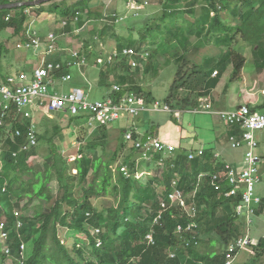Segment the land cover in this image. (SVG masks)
<instances>
[{"label": "trees", "instance_id": "obj_1", "mask_svg": "<svg viewBox=\"0 0 264 264\" xmlns=\"http://www.w3.org/2000/svg\"><path fill=\"white\" fill-rule=\"evenodd\" d=\"M65 1L67 0L51 2L46 9L42 8V5L1 10L0 30L11 29L16 38L25 41L24 34L30 20L25 11H40L56 14V17L66 24L60 28L61 32L70 34L77 40L81 36L75 35L74 31L84 29L86 19L99 21L103 19L104 13H107L102 0L95 3L93 0H79L68 6ZM20 2L26 1L0 0V5ZM158 2L160 10L151 15L145 14L144 10L137 16L126 14V10L121 15L108 12L104 17L108 15L109 25H102L100 28L92 25L89 31L86 30L88 39H79L83 44V51L87 53L89 66L93 64L98 70V84L109 90L107 96L113 100L136 91L145 95L144 99H147L149 104L155 101L151 93L143 91L136 80V72L130 70L124 57L118 56L110 66L94 65L100 54L99 47L105 43L107 37L139 40L137 45L117 41L114 50L119 53L124 48L147 51L148 57L146 61H142V64H145L143 74L152 70V74L156 75L151 62L156 61L158 57L149 60L150 54L157 56L169 43H177L184 53L188 51V61L184 53L172 56L174 65L179 68L166 99L171 102L180 101L182 108L191 101L190 98L194 97L195 92L197 97H194L192 102L194 107H198L197 100L207 98L211 94L222 77L221 67L228 64L232 66L229 83L242 79L245 57L224 46L238 42L237 36L241 41L249 43L253 51H258L261 60V57L264 59V0ZM91 5L95 8L91 9ZM198 5L200 6L197 8ZM16 12L18 15L15 16ZM8 15L9 20L6 21ZM76 15L78 20L74 23ZM121 16H125V19L119 29L129 31L131 34L128 36L117 34L119 29L115 26L121 23L115 20ZM126 21L128 22L125 23ZM111 27L113 28L110 29ZM36 32L42 39L41 46L46 47L45 37L37 31V25ZM181 33L185 35L182 39ZM192 37L197 39L194 44L190 42ZM206 40H212L217 47H221L216 65L209 72H203L196 67L200 64L194 62L190 56L192 52L198 51L200 46L206 45ZM5 51L9 52L0 45V54ZM112 51L109 52L108 49L109 53ZM59 53L67 57L64 49H60ZM59 53L48 56L47 60L57 61L55 56ZM262 65L264 67V60ZM200 67L204 68L205 64L202 62ZM186 68L190 69V73L184 71ZM110 78L120 86L119 92L112 91ZM181 90L187 94L181 95ZM67 123L69 126H83V122L78 118L70 119ZM26 125L11 122L9 131L3 129L0 132V222L4 224L1 232L7 235L4 245L0 243V264H8V261L10 264L225 263V248L240 236L242 221L236 215L235 207L240 203L241 196L238 192L235 198H226L225 193L229 191L227 182L220 184V190L212 186L211 176L223 169V165L215 164L213 155L204 154L189 161L188 154L180 152L165 162L162 181L146 178L143 183L137 173L144 159L139 155L138 159L134 157L137 151L130 147L129 153L120 160L128 146L123 141L122 131H119L122 135L120 145L109 152L112 137L110 131L114 130L112 125L98 127L93 130L94 135L88 142L80 141L79 143H84L83 148L78 151L71 164L69 157H65L58 147L59 144L63 145L64 132L69 130V127L64 131L56 123L52 129H48L43 123L35 124L37 145L25 152L21 148L25 145V133L28 131ZM16 130L21 132V137H11ZM237 133L238 129L231 130L232 135ZM42 152L41 160L34 162ZM152 155V159L162 160L160 154ZM69 165L73 166L74 172H71ZM200 174L205 176L199 180ZM173 182L175 188L185 197L186 204L194 205V219L184 215L176 205H170L168 195L174 189ZM158 187L162 188L160 192L157 191ZM102 195L114 199L115 205L100 210L96 204H92V200L99 199ZM161 202L167 206L164 211ZM32 203H35L32 206V215L26 216L25 211ZM263 211L264 201H261L256 216ZM159 213L160 220L154 226L152 221ZM192 222L196 225L192 233L176 232L178 225L187 227ZM59 228L77 235L72 238L70 248L58 239ZM149 229L153 230L154 245L151 247L145 243ZM211 233H215L223 242L221 251L214 250L213 243L203 242L202 237ZM78 235L84 236L85 241L77 240ZM80 242H83V246ZM248 248L249 255L237 264H261L264 257V236L251 243ZM171 253L174 258L170 257ZM85 255L93 259L87 260Z\"/></svg>", "mask_w": 264, "mask_h": 264}, {"label": "built area", "instance_id": "obj_2", "mask_svg": "<svg viewBox=\"0 0 264 264\" xmlns=\"http://www.w3.org/2000/svg\"><path fill=\"white\" fill-rule=\"evenodd\" d=\"M19 1L29 2L30 0ZM145 6L146 3L128 0L126 14L137 16L139 11L144 10ZM25 13L31 19L28 14L29 11H25ZM125 16H121L115 21L121 22L125 19ZM5 20L8 21L9 16ZM77 20L78 15L74 17V23ZM32 24L33 22L28 23L24 34L26 38L24 44L28 49L37 50L41 47L42 39L33 30ZM65 25V22H62L61 27ZM80 29H76L74 34L79 35ZM56 39L55 32H48L45 37L46 51L42 53L41 63L31 73L20 72L15 75H8L4 80L0 81V132L3 129L9 131L11 122L21 125L27 124L28 131L25 133V145L22 146V151L27 152L37 145L36 126L33 120L35 115L55 116L58 117L60 122L78 118L86 128L96 129L104 125H113V123L123 118L134 119L145 111H161L174 115L183 113L181 109H173L170 104L165 102L161 103L155 100L151 104H146L142 98H137L134 93H126L116 101L107 96L101 101L92 102L89 100L88 93L79 87H74L70 93L49 92L53 86L72 81L71 69L82 70L89 66L88 56L83 51L82 45L68 49L65 60L48 61V56L60 52ZM99 48L103 50L102 44ZM118 56L124 57L127 60V65L131 69H135L141 67V63L148 57V53L144 50L137 51L131 48H124L121 53L113 50L111 53H100L95 59L94 65L97 67L105 64L110 66L118 59ZM83 79L89 84L86 78L83 77ZM120 89V86L112 84V91L119 92ZM198 102L201 105L200 111L215 115L231 130L238 129L236 135L229 137L232 149H238L242 146L246 147L243 160L246 165L244 169L238 170L231 165H224L219 173L211 176V184L216 190H220L222 182H227L229 191L225 193L226 198H235L240 192L241 201L235 207V213L243 219L244 229L242 234L225 248L224 264H235L239 253L252 243L249 237V227L253 224L256 210L260 204V199L254 196V191L255 186L261 182L260 169L264 166V159L257 154L259 146L254 133L264 131V113L253 112L248 105L238 106L233 111H213L208 99H199ZM196 111L193 110L192 112ZM21 136L22 134L19 130H16L11 135V137L18 138ZM123 141L139 152V156L146 161H150L149 158H151L152 154L172 155L176 149L175 146L167 144L158 138L140 137L133 131L124 133ZM1 153L2 150L0 149ZM203 154V151L189 152L188 160L192 161ZM204 176L200 175L199 178ZM173 185L175 186L174 182ZM168 200L171 206L176 205L177 208H180L184 215L191 219L195 218V207L189 208L182 194L176 188L168 195ZM161 207L163 211L167 209L164 202H161ZM15 215L17 216V213ZM160 217L161 213H159L155 222ZM195 227L194 222L188 224L187 227L178 225L176 232L192 233ZM3 228L4 224L0 222V238L5 243L7 235L1 232ZM145 243L150 247L154 245L150 234L145 236ZM97 246H99V243ZM21 249H23V246H21ZM5 252L8 253V250H5ZM170 257L174 258V254L171 253Z\"/></svg>", "mask_w": 264, "mask_h": 264}, {"label": "rangeland", "instance_id": "obj_3", "mask_svg": "<svg viewBox=\"0 0 264 264\" xmlns=\"http://www.w3.org/2000/svg\"><path fill=\"white\" fill-rule=\"evenodd\" d=\"M143 1H146L147 3L146 10L148 9V12L150 13L149 15L157 13L160 10V4L158 0H143ZM51 4L52 3L44 4L42 8L46 9ZM29 11L30 12L28 14L31 16L29 23L33 22L32 28L34 31H36V25H37L36 19L37 20L43 19L42 15H46L47 13H42L40 11H37L34 13V12H31V10ZM14 15L15 16L18 15V12L14 13ZM130 20L131 19H129V22ZM62 22L63 21L56 20V22L53 24L55 26L54 31H55L56 38H57L56 41L61 40L63 41L62 44L66 46L67 42L68 41L71 42L73 39L75 43V45L73 46H76L77 45L76 37L74 39V37H71V35L64 36L63 33L57 30V28H60L62 26ZM127 22L128 21H126L125 23ZM235 23L236 22H234V24ZM123 24L124 23H121L118 26L116 25L115 28L118 30L120 28L119 26ZM93 25H96L97 28L101 27L100 23H97V24L95 23ZM112 28L113 27H111L110 29ZM37 31L41 33L43 32L42 29H37ZM88 31H85L84 32L85 34H82L83 32H81L82 35L79 33L80 34L79 36L81 37H79L78 39L80 38L88 39V34L86 33ZM43 34H45L43 36L46 37L47 32H44ZM117 34L121 36H128L131 33L125 29H119L117 31ZM132 34L136 35V33H132ZM61 35H63V37ZM184 36L185 35L181 33L180 39L184 38ZM236 39L238 40V42L234 41L231 45L228 44L224 46H226V48H232L236 50L238 53H240L242 56L245 57L246 63L242 70L243 78L240 81L229 83V78L232 73V66L228 64L224 67H221L223 74H222L219 84L211 92V94L209 95L210 97L208 96L207 98H200V99H208L209 103L212 105V109L222 108L224 111H233L238 105L243 104L246 98L249 99V98L256 97L258 102L264 101V68H261L260 75H258L255 72L256 67L258 66V63L262 62V60L264 59L263 57H261L262 60L260 59L261 54L258 53V51L256 52L253 51V48L249 43L241 41L239 36H237ZM117 41L122 44L132 43V44L137 45L139 43V40L136 38H133L132 40L131 39L125 40L124 38L114 39V37H107L105 39V43L102 44L103 50L99 48L100 53L106 54V53H109L111 50H114V46H115V43H117ZM196 41H197L196 38H193V37L190 38V42L192 44H194ZM205 44L206 45L204 47L203 45L200 46V47H203L202 49H198V51L192 52L190 56L192 57L194 62H197L200 65L202 62L205 64L204 68L200 67V65L196 67H199L200 70L203 72H209L212 70L213 66L216 65V61L218 60L217 59L218 55L220 54V51H221L220 49L221 47H217L216 44L212 40L207 41ZM0 45H3L9 51L8 53H6L5 51V52H1L0 54V71L5 73L7 70L12 68L13 72H10L12 73L11 75H15V69L17 68L18 63H21V62L31 63L32 62L34 65H39L43 58L42 53L46 51L45 46H44V49L42 47H40L37 50H34L32 48L28 49L27 46L24 44V40L20 41L19 38H16L14 34L12 33L11 29L0 30ZM108 49H109V52H108ZM176 53H184V52H182L181 47L177 43L176 44L169 43L168 46H166L163 49V51L159 53L157 56H155V54H152V53L150 54L149 60L156 59L158 57L156 61L151 62L152 69L154 66V70L157 72L156 75L152 74L151 69H150L151 71H149L147 74L145 73L143 74L145 64L143 65L142 63H141V67L130 69V70L136 72L137 74L136 80H138V83H140V86L143 89V91L151 93L152 97L156 101H159L161 103H164V102L168 103L173 109H183L181 107L180 101L171 102V101L166 100L170 92V87L175 79V73L176 71H178V68H179L178 66L174 65L173 60H172V56H174ZM187 53L188 51H185L184 54L186 55V60L188 61ZM146 59L144 60L146 61ZM92 65L93 64L87 67L88 72L86 69L85 70L86 74L82 72V70H78L76 68L71 69L70 73L72 74V81L70 83L53 86L50 88L49 92L51 93H70L74 89V87L77 86L79 88H82L83 90H85V92L88 93L90 101L92 102L101 101L104 98L105 94L109 92V90H107L104 87H101L98 84V80L96 81V79H98V70L94 68ZM184 71L186 73L188 72L190 73L189 68L184 69ZM91 74L94 75L93 78H91L92 76ZM83 77L86 78L87 80L89 78L90 83L88 84L87 82H85ZM109 82H111L112 84L114 83L112 78H110ZM135 92L136 91H133L132 93H134V95L137 98H140V99L142 98L144 103L149 104V102H146L147 99H144L146 97L145 95L138 94L137 92L136 93ZM180 94L186 95L187 92L184 90H181ZM193 94H194L193 96L196 98L197 97L196 92ZM250 94L253 95L254 97L252 96L250 97ZM138 118L140 119V121L142 120L148 121L150 125H154L155 128L157 127L160 130L165 129L168 126H171L174 123V120L176 119V121L179 122V125L184 129L183 131L184 137H190V141H188V139L184 140V143L182 146L183 149H181V152H186L185 151L186 149H191V144H193L194 146H197V148H203L205 150L210 149L211 146H209L208 141L212 137V133H213L212 129L214 127H219L222 129L223 124H224L219 119L217 123L213 122L212 115L211 116L195 115V114H192L191 111H186L185 113L180 114V115L169 114V113L161 112V111H151V112L145 111L134 119H138ZM46 119H49V121ZM33 120L35 124H39V123L45 124L48 129H52L55 123L59 124V126L64 131L67 127H69V130H66L64 132L65 140L63 142V145L59 144L58 147H59V150L63 152L65 157H69L70 164L73 162L74 157L77 155L78 151L83 148V144L88 142L90 138L94 135L92 134V132L95 129H88V128L85 129L84 125L83 126H74V125L69 126L66 121L60 122V120L55 116H47L45 114H40V115H35ZM190 122L193 124L192 128L187 126L188 123ZM123 123L124 121L120 120V121L113 123L112 125V129L114 130L110 131L112 137H111V144L108 147L109 152L114 151L120 145V141L122 140V139L120 140V138H122V135L119 133V129L118 130L116 129V126H119V125L122 126ZM150 130H153V129L151 128ZM261 133L262 132H255L254 135L256 137V134L259 135ZM70 134H73V136H71ZM82 140L84 143H79ZM126 149L127 150L125 151V153L123 154L120 160H122L124 156H126L129 153L130 147L127 146ZM225 153L226 155L235 157L239 155V150L233 151L228 146L225 148ZM42 155H43V152L40 153L39 157L35 158L34 162H39L41 160L40 157ZM137 155H140L139 152H137V154H135L134 157L137 158ZM160 155L162 157V160L160 161H156L155 159H152L153 158L152 157L153 155H152L151 158H149L150 161L144 160V163L141 164L142 166L138 170V173H137V175L140 176L141 182L145 183L146 178L154 179V181H158V180L162 181V174L164 172V169L162 168V166H163V162L167 154L160 153ZM1 156L2 155H0V157ZM1 166H2V160L0 158V168ZM69 166L71 168V172H74L73 166L72 165H69ZM261 173L263 175V180L255 186V191H254L255 197L256 196L264 197V170H262ZM161 190L162 188L158 187L157 191L160 192ZM34 204L35 203H32L31 205L27 207V211H25L26 216L32 215V206ZM92 204L94 205L96 204V206L100 210H102L104 208H108V207L115 205V201L114 199L110 197H106L105 195H102L99 199L92 200ZM188 207L192 208L194 207V205L190 203ZM217 214L219 215L220 212H217ZM158 215L152 221V224L154 226L157 225L160 220L158 219L157 222H155ZM239 231H240L239 233L243 231L242 227H240ZM148 234L152 236L153 230L149 229L147 235ZM74 236H77V235L73 232L67 231L66 229L59 228L58 230V239L64 242L68 248H70V245L72 243L71 240ZM263 236H264V211L261 212L260 215L255 217V219L253 220V224L249 227V237L252 240V243L258 241V239H260ZM77 240L85 241V237L82 235H78ZM202 240L205 243L214 242L215 243L213 244L214 250L221 251L223 248V244H222L223 242L219 239V237L215 233L206 234L205 236L202 237ZM0 243L2 245L4 244V241L1 238H0ZM79 244L83 246V242H80ZM207 248L210 249V246H208ZM200 250L203 251V249H200ZM249 253H250L249 248L242 250L237 256L235 262L238 261V259L241 262L242 260L246 258V256ZM85 256L87 260L93 259L92 257L88 255H85ZM7 263L10 264V261H8ZM261 264H264V257L262 258Z\"/></svg>", "mask_w": 264, "mask_h": 264}, {"label": "crops", "instance_id": "obj_4", "mask_svg": "<svg viewBox=\"0 0 264 264\" xmlns=\"http://www.w3.org/2000/svg\"><path fill=\"white\" fill-rule=\"evenodd\" d=\"M77 1H79V0H67L64 3L68 6V5H71V4H73V3L77 2ZM90 1L92 2V0H90ZM96 1H98V0H93V3H95ZM102 1H103L104 5H105L104 9H105V11L107 13L108 12L109 13L113 12V13L119 14V15L124 13V11L126 10L127 2H128V0H102ZM137 2L138 3H141V2L146 3V1H143V0H141V1L138 0ZM199 6L200 5H198L196 7L198 8ZM146 7H147V3H146V6L144 8V11L146 10ZM94 8H95V6L91 5V9H94ZM197 11H199V9ZM139 12L141 13L142 11H139ZM107 13H104L103 19H101L99 21L93 20V19H86L85 28L84 29H80V34H81V32L84 33L86 30H88L94 23H100L101 26L102 25L104 26V24L109 25L108 20H107L108 15H107V17H104ZM50 14L42 15L43 19H40V20L36 19V21H37V29H42L43 30L41 35H45V34H43L44 32L54 31L55 30V26L53 24L56 22V20L57 21L60 20V19H58V17H56V14H54V13L51 14V15ZM145 14H147V15L150 14L148 12V9L145 11ZM81 15L84 16V14H81ZM197 15H199V13ZM91 23H93V24H91ZM60 28H57V30L59 32H61ZM75 28H78V27H75ZM61 33H63L64 36L65 35L70 36V34H67L65 32H61ZM61 36L63 37V35H61ZM76 41H77V45L76 46H80V45L83 46V44L81 43V41L79 39H77ZM68 42H67V44L65 46L64 44H62L63 41L58 40V44L57 45H58L59 49H61V50L64 49L66 51V53H67L68 49H72V48L76 47V46H73V45H75L73 39H72L71 42H69V43ZM41 47L44 49V46H41ZM203 47H200V49H202ZM82 48H84V47H82ZM65 57H66L65 55L63 57V54L59 53V55L55 56V60H57V59L59 61L61 59L65 60L66 59ZM36 66L37 65H34L32 62L31 63H28V62L18 63L17 68L15 69V74L20 73V72L31 73L32 70H33L32 68H35ZM261 68H264V67L262 65V62H259L258 66L256 67V71H255L258 75L261 74ZM86 69H87V72H88V68H83L82 72L85 73ZM12 70L13 69L11 68V69L7 70L5 73L0 71V81L3 80V77L5 78L6 76L11 75L12 73H10V72H13ZM91 75H92L91 78H93L94 75L93 74H91ZM242 78H243V76H242ZM97 80H99V79H96V81ZM87 81L90 83L89 78H88ZM109 83L112 84L111 82H109ZM107 95L108 94L106 93L105 96H107ZM251 96L254 97L253 95L250 94V97ZM254 98L256 99V97H254ZM254 98H249V99L246 98L244 100V103L241 104V105H248L249 108L253 112H259L260 111V113L261 112L264 113V101L258 102L257 99L255 100ZM194 99H195L194 97L190 98L191 101L188 102L186 104V106L183 108V113H185L186 111H191L192 112L193 110H197L194 113L192 112V114H195V115H208V116L212 115L210 113L200 111L201 105H200L199 102H198V107H194L193 103H192V102H194ZM241 105H238V106H241ZM212 110L213 111H224L222 108H216V109H212ZM212 117H213V122L217 123L218 118L215 115H212ZM120 120L124 121V123H123L122 126L121 125L116 126V129L117 130L119 129V131H122V134L126 133L127 131H133L135 134H137L140 137L144 136V137L158 138L159 140H161V141H163V142H165L167 144L173 145V146H175V148H177V150L175 149L176 151H174L175 154L173 153L172 155H167L166 156V158L164 159V162H163V166H165V162L166 161L167 162L170 161V159H172L175 155H177V154H179L181 152V149H183L182 146H183L184 140L188 139V141H190V137H184V134H183L184 129L179 125L178 121H176V123H173L171 126H168L167 128L160 130L157 127L155 128L154 125H150L148 123V121H145V120L144 121L143 120L140 121L139 118L138 119L123 118V119H120ZM120 120H118V121H120ZM187 126L192 128L193 124L190 122V123H188ZM151 128L153 130H150ZM212 131H213L212 137L208 141L209 146H211L210 149L205 150L203 148H197V146H194L193 144H191V149H186L185 150L187 152V154L189 152H194V151L195 152L203 151L204 154L213 155V159L215 161V164H221L223 166L224 165H231V166H233L234 168H236L238 170L244 169L246 165L244 164L243 160H244V156H245V153H246V147L242 146V147H240L238 149H232L230 147L229 137L232 135L231 134V129L227 128L223 124V128L222 129L219 128V127H214L212 129ZM263 132L264 131H262V133L259 134V135L256 134V140H257L258 146H259L258 150H257V154L261 158L264 159V133ZM228 146L233 151L234 150L235 151L239 150V155H237L235 157H231L230 155H226L225 148L228 147ZM0 155H2V153ZM198 158H200V157H198ZM163 166H162V168L165 169V167H163ZM260 170H261L260 172H262V170H264V166ZM200 175H205V174H200ZM260 175H261V181H262L263 180V175H262V173ZM202 178L203 177L199 178V180L202 179ZM183 198H185V197H183ZM257 198L260 199V202L264 201V197H257ZM241 221H242V225H240V227H242V229H244V222H243L242 218H241ZM241 234H242V232L240 233V235ZM213 244H215V243L213 242ZM246 248H248V247H246ZM239 262L240 261L238 259V261H236L235 264H237Z\"/></svg>", "mask_w": 264, "mask_h": 264}, {"label": "water", "instance_id": "obj_5", "mask_svg": "<svg viewBox=\"0 0 264 264\" xmlns=\"http://www.w3.org/2000/svg\"><path fill=\"white\" fill-rule=\"evenodd\" d=\"M54 1H57V0H34L30 2H20V3L0 5V11L14 9V8L23 7V6L39 7L41 5L48 4Z\"/></svg>", "mask_w": 264, "mask_h": 264}]
</instances>
